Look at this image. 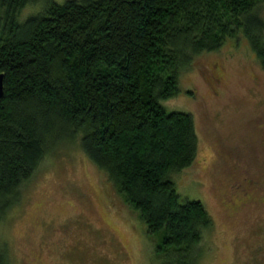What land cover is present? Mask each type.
<instances>
[{"label": "trees", "instance_id": "1", "mask_svg": "<svg viewBox=\"0 0 264 264\" xmlns=\"http://www.w3.org/2000/svg\"><path fill=\"white\" fill-rule=\"evenodd\" d=\"M30 1L0 0V223L42 160L77 144L139 213L161 264H197L213 220L174 178L198 134L163 101L197 55L239 34L264 67V0H47L20 21Z\"/></svg>", "mask_w": 264, "mask_h": 264}, {"label": "rangeland", "instance_id": "2", "mask_svg": "<svg viewBox=\"0 0 264 264\" xmlns=\"http://www.w3.org/2000/svg\"><path fill=\"white\" fill-rule=\"evenodd\" d=\"M179 86L163 105L193 115L198 152L174 182L213 220L197 264H264V67L239 34L197 55ZM21 193L0 223L11 264H161L139 213L79 145L46 156Z\"/></svg>", "mask_w": 264, "mask_h": 264}, {"label": "water", "instance_id": "3", "mask_svg": "<svg viewBox=\"0 0 264 264\" xmlns=\"http://www.w3.org/2000/svg\"><path fill=\"white\" fill-rule=\"evenodd\" d=\"M4 94V74L0 73V99L3 97Z\"/></svg>", "mask_w": 264, "mask_h": 264}]
</instances>
